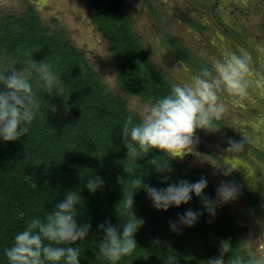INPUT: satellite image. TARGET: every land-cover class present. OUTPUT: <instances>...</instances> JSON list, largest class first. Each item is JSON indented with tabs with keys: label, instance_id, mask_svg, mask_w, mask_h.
Masks as SVG:
<instances>
[{
	"label": "trees",
	"instance_id": "16d2710c",
	"mask_svg": "<svg viewBox=\"0 0 264 264\" xmlns=\"http://www.w3.org/2000/svg\"><path fill=\"white\" fill-rule=\"evenodd\" d=\"M83 1L90 23L107 43L110 64L121 91L149 105L168 95L173 82L161 73L142 47L122 0ZM187 23L194 27L192 20L187 19ZM164 39L173 55L198 72L209 70L173 37L164 34ZM34 60L38 63L45 60L52 66L59 77L60 90L58 94L56 91L48 94L44 87H37L39 108L27 125L26 135L9 142L0 138V264H9L4 249L13 245L15 235L27 222L37 217L43 219L69 191L78 192L83 201L77 205L78 226L91 225L85 240L69 245L80 248V264H112L99 255V243L105 236L99 226L111 224L122 231V225L133 215L143 221L134 235L137 247L116 264H169V258L171 264H206L220 255L222 241H227L233 250L242 245L235 237L239 230H233L228 206L217 203L215 215H211L194 193L189 203L158 212L164 218L161 229L150 224L154 213L149 211L156 209L146 191L139 189L142 181L163 189L182 180L194 183L202 176L159 150L128 158V149L119 133L128 117H132L134 124L141 122V118L107 89L88 60L67 39L61 38L57 31L49 32L28 5L18 15L9 13L0 18V74L12 68L11 64L27 66ZM32 79L35 82L34 72ZM217 125L231 138L245 142L214 120L213 126ZM252 150L264 158L255 148ZM159 164L170 166L171 171L158 172ZM226 172L238 190L239 199L264 214L257 209V198L245 191L238 176ZM89 176L103 180L95 193L86 187ZM164 177L167 182H162ZM204 194L211 201L218 200L209 184ZM131 196L132 209L128 203ZM189 209L202 213L192 227L180 223V217ZM170 222H175V231ZM190 235L197 239L196 249L188 244ZM237 254L248 256L244 249H238ZM231 255L230 252L224 256L226 264Z\"/></svg>",
	"mask_w": 264,
	"mask_h": 264
},
{
	"label": "rangeland",
	"instance_id": "374dc122",
	"mask_svg": "<svg viewBox=\"0 0 264 264\" xmlns=\"http://www.w3.org/2000/svg\"><path fill=\"white\" fill-rule=\"evenodd\" d=\"M122 4L142 47L173 84L186 82L199 72L178 57H172L164 34L179 40L211 68L226 54H243L248 58L247 96L238 104L227 95L222 96L226 111L219 121L249 145L232 139L217 125L219 127L213 126L214 130L196 132L199 142L193 154L177 160L186 169L206 178L216 195L221 183L235 187L226 170L234 172L245 191L257 198V209L264 211V158L252 150L255 148L264 155V0H122ZM28 5L49 32L57 31L61 38L67 39L88 60L107 89L142 120L150 105L118 87L107 43L90 23L84 1L0 0V18L9 13L18 15ZM186 18L196 21L191 28L199 32L188 28ZM24 66L20 63L15 68L19 71ZM225 204L233 219V230H239L235 237L239 243L248 244L244 248L247 255H264V214L247 207L239 196ZM159 211H149L154 213L150 224L157 229H161L164 219ZM196 242V237L190 235V247L196 249Z\"/></svg>",
	"mask_w": 264,
	"mask_h": 264
},
{
	"label": "clouds",
	"instance_id": "9594fccd",
	"mask_svg": "<svg viewBox=\"0 0 264 264\" xmlns=\"http://www.w3.org/2000/svg\"><path fill=\"white\" fill-rule=\"evenodd\" d=\"M33 72L36 74L35 82ZM249 75L248 58L243 54L230 53L217 60L212 71L204 69L186 82L173 84L168 95L145 109L141 122L134 124L132 117H128L121 127L119 135L128 149V158L137 153L147 155L153 150L163 152L170 160H182L193 154L199 142L196 132L214 130L213 121L221 119L226 111L221 97L227 95L237 104L246 98ZM0 85V138L5 142L17 141L28 132L27 125L39 108L37 87L43 86L48 94L53 90L58 94L60 90L59 77L45 60L39 63L34 60L19 71L14 67L6 70L0 74ZM156 168L161 173L171 171L170 166L164 164L156 165ZM162 182H167V177ZM207 184V179L201 177L194 183L182 180L156 189L142 181L139 189L146 191L155 209L163 211L173 205L179 208L189 203L194 193L211 215H215L217 203H228L239 195L236 187L221 183L217 188L218 200L211 201L204 194ZM102 185L101 178L89 176L86 187L95 193ZM82 203L78 192L69 191L43 219H30L15 235L13 245L4 249L9 264H80V248L69 245L85 240L91 228L90 224H77L76 218L80 214L77 205ZM128 203L132 209V196ZM199 215L202 213L189 209L180 217V223L192 227ZM142 224L143 221L134 215L122 225V231L111 224H101L99 228L105 236L99 243V255L112 264L131 255L137 247L134 235ZM170 227L175 231V222H170ZM247 246L245 242L233 250L227 241H222L220 255L206 264H226L224 256L230 252L232 255L227 264H264V255L237 254L238 249ZM171 261L169 258V264Z\"/></svg>",
	"mask_w": 264,
	"mask_h": 264
},
{
	"label": "flooded vegetation",
	"instance_id": "af4514ba",
	"mask_svg": "<svg viewBox=\"0 0 264 264\" xmlns=\"http://www.w3.org/2000/svg\"><path fill=\"white\" fill-rule=\"evenodd\" d=\"M142 3H144L143 1H142ZM149 3H150V1H149ZM145 4V3H144ZM146 5V4H145ZM151 5V4H150ZM124 8V7H123ZM124 10H125V12H126V14H127V16H128V18L130 19V21H131V18L129 17V15H128V13H127V11H126V9L124 8ZM187 19H189V18H186V23H187ZM189 20H192V19H189ZM192 21H194V20H192ZM194 22H196V21H194ZM131 23H132V21H131ZM197 23H199V22H197ZM200 24V23H199ZM187 26H188V28L189 29H193V28H191L189 25H188V23H187ZM203 26V25H202ZM204 27V26H203ZM205 28V27H204ZM193 30H195V29H193ZM196 31V30H195ZM173 39L176 41V42H178L185 50H187L188 52H190L191 54H193V56L194 57H196L197 58V56L194 54V53H192L191 51H189V49H187L179 40H177L176 38H174L173 37ZM237 40H238V37H237ZM169 47V46H168ZM170 48V47H169ZM168 49V48H167ZM168 51H170L171 52V50H168ZM169 52V53H170ZM237 52V51H236ZM173 55V54H172ZM171 55V56H172ZM172 57H176L175 55H173ZM199 60H201L202 61V63H204L206 66H208L209 67V71L212 69L211 68V66L206 62V61H204L203 59H200L199 58ZM183 61V60H182ZM185 63H186V61H184ZM186 65H188L190 68H192V69H194V70H196L194 67H192V66H190L188 63H186ZM199 73H201V72H199ZM222 130V129H221ZM242 138V137H241ZM233 139V138H232ZM243 139V138H242ZM220 159V158H219Z\"/></svg>",
	"mask_w": 264,
	"mask_h": 264
},
{
	"label": "crops",
	"instance_id": "0c3cea01",
	"mask_svg": "<svg viewBox=\"0 0 264 264\" xmlns=\"http://www.w3.org/2000/svg\"><path fill=\"white\" fill-rule=\"evenodd\" d=\"M196 30V29H195ZM196 31H198V30H196ZM199 32V31H198ZM197 71V70H196ZM240 180V179H239ZM242 183V182H241ZM243 185V184H242Z\"/></svg>",
	"mask_w": 264,
	"mask_h": 264
}]
</instances>
